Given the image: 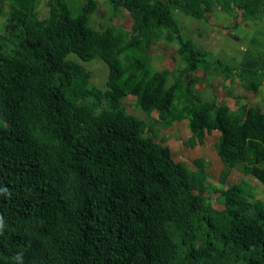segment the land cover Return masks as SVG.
Segmentation results:
<instances>
[{
	"label": "trees",
	"instance_id": "trees-1",
	"mask_svg": "<svg viewBox=\"0 0 264 264\" xmlns=\"http://www.w3.org/2000/svg\"><path fill=\"white\" fill-rule=\"evenodd\" d=\"M39 1L0 0V264H264V201L245 181L207 182L204 159L175 161L160 136L182 119L190 145L216 130L219 181L236 169L264 187V108L202 100L195 73L226 78L233 67L173 17L218 8L256 20L264 0H105L112 15L127 10L129 30L90 25L97 0H47L43 17ZM147 29L176 43L180 74L152 67ZM69 54L102 59L106 87ZM260 58L244 61L245 90L264 79ZM128 96L145 117L126 109ZM216 192L223 208L207 200Z\"/></svg>",
	"mask_w": 264,
	"mask_h": 264
},
{
	"label": "rangeland",
	"instance_id": "rangeland-1",
	"mask_svg": "<svg viewBox=\"0 0 264 264\" xmlns=\"http://www.w3.org/2000/svg\"><path fill=\"white\" fill-rule=\"evenodd\" d=\"M46 2L47 0L39 1L37 6L39 16L43 17L47 15ZM97 2L96 11L89 17L90 25L94 28H99L100 24L104 23L113 24L124 30L130 29L132 21L125 8L120 9L116 15H112L111 6L108 2L105 0H97ZM240 13L237 10V15H240ZM173 17L185 37L190 38L200 49L207 51L212 56H216L224 65L233 67L232 75L226 78H224L220 68L216 71L217 74L215 76L204 74L201 70L195 73L197 80L192 87L200 94L202 100L215 98L217 102L228 105L231 111H236L238 108H245L249 105L258 104L259 106L260 104V107L264 105V79L256 90H245L242 86L248 79L242 70H251V67L244 64L245 59L252 58L258 61L260 57L264 56V15L262 18L259 17L256 20L247 19L244 21L239 17H235L232 13L230 14L217 8L212 12H207L204 19L194 18L179 9L173 11ZM5 27V22L3 23V20L0 18L1 33ZM142 34L145 36V43L151 55L152 67L155 69L168 68L175 74H180L183 61L175 54L176 43L166 42L162 38L152 39L149 37V29L143 30ZM67 57L78 60L90 71V82L92 84L101 89L106 87L108 67L102 59L94 57L83 61L74 54H69ZM125 103L126 109L129 112H133L140 118L146 116L143 110L137 106L134 107L132 97L128 96L125 98ZM152 114L157 116L155 111ZM204 151L205 146L202 145L200 148L191 149L187 156L181 151L176 157L179 158L181 155L182 161L193 167L192 157L199 156ZM208 165L209 168L206 170L209 183L225 187L226 184L221 185L219 179H217L219 169L215 168L212 161ZM250 178L247 181L255 195L253 200L259 199L264 201L263 185L254 178ZM236 180H238V177H236L235 172L230 177L228 183ZM204 195H207V193ZM208 196L207 200L213 207L216 209L223 207V201L217 193H212Z\"/></svg>",
	"mask_w": 264,
	"mask_h": 264
},
{
	"label": "crops",
	"instance_id": "crops-1",
	"mask_svg": "<svg viewBox=\"0 0 264 264\" xmlns=\"http://www.w3.org/2000/svg\"><path fill=\"white\" fill-rule=\"evenodd\" d=\"M221 86H223V85H221ZM216 102H217V100H216ZM218 103H220V102H218ZM259 106H260V104H259ZM263 106H261V108H264ZM152 112H151V116L156 118L157 116L153 115ZM190 134L191 133H190V130L188 128V120L187 119L173 121V123L169 127L163 129L161 131V133H160V135L165 138L164 144L169 146V148L171 150V153H172V157H173V159L175 161H182L183 160L181 155L179 156V158L176 157V155L178 153H180L181 151L183 152V154H186V156H187L190 153L191 149H197V148H200V146L204 145L205 146V151L200 153L199 156L197 155V156L192 157V160L195 159V158L204 159L207 162L205 170L207 168H209L208 163L212 161V163H214V165H215V168L219 169L218 170V178H217V179H219L220 171H221V168H222V162H221V160H220V158H219V156H218V154H217V152L215 150V144L218 141L219 132L216 131V130H213L211 133L205 134L204 137H203L202 142L199 143V142L196 141V143L194 145L187 144V142H188V140L190 138ZM206 172H207V170H206ZM235 172H236V177H238V180L228 183V181L230 180V177ZM250 177L254 178L251 175H243L239 171H237L236 169H231L226 181L224 183H221L219 181L221 185L226 184V186L225 187H221V186H217V184H215V186L218 187V188L226 189L230 185H232L234 183H237V182H240V181H245L248 184L249 182L247 180L251 179ZM207 182H209V177L208 176H207ZM217 194L219 195V193H217Z\"/></svg>",
	"mask_w": 264,
	"mask_h": 264
},
{
	"label": "clouds",
	"instance_id": "clouds-1",
	"mask_svg": "<svg viewBox=\"0 0 264 264\" xmlns=\"http://www.w3.org/2000/svg\"><path fill=\"white\" fill-rule=\"evenodd\" d=\"M2 225H3L2 218H0V227H2ZM17 259H20V257L17 256Z\"/></svg>",
	"mask_w": 264,
	"mask_h": 264
}]
</instances>
